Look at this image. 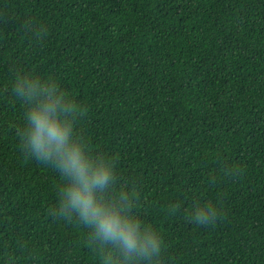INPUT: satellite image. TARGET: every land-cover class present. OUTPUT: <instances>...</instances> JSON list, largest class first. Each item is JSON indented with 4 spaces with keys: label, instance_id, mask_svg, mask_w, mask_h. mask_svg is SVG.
I'll use <instances>...</instances> for the list:
<instances>
[{
    "label": "trees",
    "instance_id": "16d2710c",
    "mask_svg": "<svg viewBox=\"0 0 264 264\" xmlns=\"http://www.w3.org/2000/svg\"><path fill=\"white\" fill-rule=\"evenodd\" d=\"M20 73L84 107L75 131L114 159L161 264H264V0H0V264H101L20 147ZM205 199L220 214L196 225Z\"/></svg>",
    "mask_w": 264,
    "mask_h": 264
},
{
    "label": "clouds",
    "instance_id": "9594fccd",
    "mask_svg": "<svg viewBox=\"0 0 264 264\" xmlns=\"http://www.w3.org/2000/svg\"><path fill=\"white\" fill-rule=\"evenodd\" d=\"M12 87L25 107L18 130L22 151L59 174L51 215L75 220L86 229L106 249L101 264H161L164 241L156 227L131 213L134 192L116 187L114 159L90 154L86 140L75 131L74 117L84 107L51 78L20 73ZM219 214L213 199L188 208L189 219L200 226L213 224Z\"/></svg>",
    "mask_w": 264,
    "mask_h": 264
}]
</instances>
